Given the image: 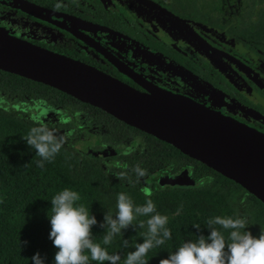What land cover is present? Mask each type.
Returning a JSON list of instances; mask_svg holds the SVG:
<instances>
[{
    "label": "trees",
    "instance_id": "1",
    "mask_svg": "<svg viewBox=\"0 0 264 264\" xmlns=\"http://www.w3.org/2000/svg\"><path fill=\"white\" fill-rule=\"evenodd\" d=\"M263 2L173 0L169 7L183 17L215 26L218 34L228 41L239 42L259 56L264 52ZM157 47L150 50L163 56ZM85 48L82 44L72 43L69 48L55 49L99 66L94 60L84 58ZM160 49L172 57H162L171 65L169 71L173 75H180V71L187 73L200 83L206 96L192 95L188 88L180 86L177 89L190 94L196 103L224 113L220 104L227 94L235 97L238 87L211 65L212 70L207 71L209 67L204 63L206 69L200 68L197 74L194 64L187 62L186 58ZM262 58L264 60V54ZM211 72H214L213 81L209 80ZM35 101L55 107L56 112L52 115L30 112L26 107ZM15 102H20L21 106L7 104ZM226 114L249 126L236 115ZM37 116L44 117L46 126L65 138L59 154L51 162L46 161L43 168L37 167L36 161L40 157L36 150L22 138L36 126L34 117ZM82 141L93 148L111 145L119 152L112 156L113 162L107 163L104 158L85 154L81 149ZM126 148L133 149L130 155H123ZM136 165L146 171L144 177L137 178L133 170ZM185 167L190 168L192 179H205L203 186L161 188L156 182L157 174L165 171L180 174ZM120 173H125L127 178L120 180L117 177ZM208 177L212 180L209 181ZM65 188L77 191L81 197L78 203L83 204L90 215H95L98 223L92 228L93 239L109 254L118 253L121 257L119 264H124L127 254L135 250L136 244L143 242L148 219L138 216L133 223L143 221V228L129 226L115 236L111 244L104 245L102 237L106 228L99 225L106 212L116 214L119 193L127 194L134 206L143 205L150 198L157 212L168 218L166 227L171 230L172 238L149 251L148 264H159L160 259L166 258L180 244L196 240L201 233L207 237L206 222L215 216L246 219L245 230L253 236L258 237L264 230V203L236 181L97 106L48 84L0 69V264H34L31 258L37 252L45 264H55L58 249L49 239V214L52 197ZM145 189L150 190V197L145 195ZM193 225H200V231ZM223 231L227 238L228 231ZM90 264L97 262L90 261Z\"/></svg>",
    "mask_w": 264,
    "mask_h": 264
},
{
    "label": "flooded vegetation",
    "instance_id": "2",
    "mask_svg": "<svg viewBox=\"0 0 264 264\" xmlns=\"http://www.w3.org/2000/svg\"><path fill=\"white\" fill-rule=\"evenodd\" d=\"M150 1L153 5L139 0H0V29L62 54L65 53L55 48H69L72 43L82 44L83 48L86 47L84 58L94 60L99 65L95 67L129 85L151 92L147 87L151 84L192 102L191 95L178 90V86L202 97L206 96L204 89L185 72L173 75L169 71L171 65L162 59L172 57L160 47L182 59L186 58L187 62L194 64L196 68L192 67L197 74L200 68L206 69L205 64L209 67L207 71L211 65L223 72V76L239 89L235 91V97L226 93L223 104H220L223 114L229 112L236 115L247 122L248 127L264 133V87L238 64L256 72V77L264 85V52L256 56L243 44L228 41L218 34L215 26L183 17L169 7L173 0ZM73 28L92 39L99 48L81 39ZM197 37L215 50L222 67L205 52ZM157 46L163 54L161 57L150 50L157 49ZM211 74L209 80L213 81L214 72ZM15 103L20 104L15 107L21 106L20 102ZM35 103L45 104L40 101ZM7 104L14 106V103ZM49 107L56 112L55 107ZM107 146L111 145L93 148L82 141L81 149L84 151L85 147H90L100 150ZM117 150L115 154L94 158H104L105 162L111 163L114 161L112 156L119 152Z\"/></svg>",
    "mask_w": 264,
    "mask_h": 264
},
{
    "label": "water",
    "instance_id": "3",
    "mask_svg": "<svg viewBox=\"0 0 264 264\" xmlns=\"http://www.w3.org/2000/svg\"><path fill=\"white\" fill-rule=\"evenodd\" d=\"M153 5L150 0H139ZM100 27V26H98ZM205 52L222 67L202 38ZM252 79L264 85L256 72L238 63ZM0 69L55 87L178 148L226 177L236 181L264 203V133L227 115L199 104L205 116L177 109L149 91H141L111 74L82 60L39 46L0 29ZM173 94V93H170ZM19 106V103H14ZM33 113L53 114L54 108L35 103ZM107 146L97 150L85 147L84 153L102 157L117 153ZM185 167L180 174L165 171L155 176L161 188L197 186Z\"/></svg>",
    "mask_w": 264,
    "mask_h": 264
},
{
    "label": "clouds",
    "instance_id": "4",
    "mask_svg": "<svg viewBox=\"0 0 264 264\" xmlns=\"http://www.w3.org/2000/svg\"><path fill=\"white\" fill-rule=\"evenodd\" d=\"M59 7V5H57ZM44 117H34V124L27 135L22 138L36 150L40 157L36 161L37 167L43 168L45 162H51L59 154L65 143L63 136L57 135L44 123ZM133 149L126 148L123 155H130ZM137 178L144 177L146 171L139 165L133 169ZM120 180L126 179L125 173L117 176ZM211 181L212 177H208ZM203 186V181L200 182ZM145 195L151 192L145 189ZM81 197L77 191L65 188L55 194L51 199L50 234L49 239L58 250L55 253V264H119L121 259L118 253L109 254L93 239L92 228L97 225L95 215H90L88 209L79 204ZM138 216L148 217L147 234L143 242L136 244L135 250L124 258V264H148L146 257L153 248L159 247L166 240L172 238L171 230L166 227L168 218L156 210V205L149 198L143 205L134 206L131 198L125 193L117 196V211L115 215L109 212L104 214L101 228H106L102 237L103 244H111L113 238L122 234V230L129 226L144 227L143 221L134 224ZM244 218L215 216L209 218L206 227L209 234L205 237L202 233L196 240H187L180 244L175 251L162 258L159 264H264V230L259 236H253L247 228ZM199 232L200 225H193ZM228 231L225 238L224 231ZM24 244L27 241L23 242ZM128 241H124L127 246ZM34 264H45V260L37 252L31 258Z\"/></svg>",
    "mask_w": 264,
    "mask_h": 264
},
{
    "label": "bare ground",
    "instance_id": "5",
    "mask_svg": "<svg viewBox=\"0 0 264 264\" xmlns=\"http://www.w3.org/2000/svg\"><path fill=\"white\" fill-rule=\"evenodd\" d=\"M73 32L76 35H78L81 39H83L86 42H88L89 44H91L92 46L99 48L98 45L92 39L85 36L83 33H81L76 28H73ZM111 60L114 61V59H112V58H111ZM117 65H119V64H117ZM120 65H121V63H120ZM147 87L151 91L152 94L164 99L168 103L172 104L175 108L188 110V111L194 113L198 118L205 116V111L199 104H196L192 101H189L187 98L182 97V96H177V95L173 96V95L169 94L168 92H166V91H164V90H162L156 86H153L151 84H147Z\"/></svg>",
    "mask_w": 264,
    "mask_h": 264
}]
</instances>
